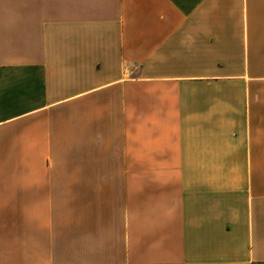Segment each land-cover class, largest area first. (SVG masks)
Segmentation results:
<instances>
[{
  "label": "crops",
  "instance_id": "0c3cea01",
  "mask_svg": "<svg viewBox=\"0 0 264 264\" xmlns=\"http://www.w3.org/2000/svg\"><path fill=\"white\" fill-rule=\"evenodd\" d=\"M0 264H264V0H0Z\"/></svg>",
  "mask_w": 264,
  "mask_h": 264
}]
</instances>
